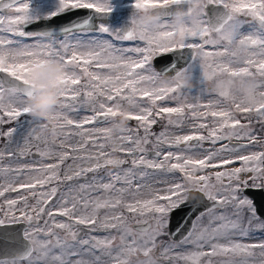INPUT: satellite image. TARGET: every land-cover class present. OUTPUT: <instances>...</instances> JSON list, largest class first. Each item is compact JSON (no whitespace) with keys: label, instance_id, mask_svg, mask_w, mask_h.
Returning a JSON list of instances; mask_svg holds the SVG:
<instances>
[{"label":"snow or ice","instance_id":"obj_1","mask_svg":"<svg viewBox=\"0 0 264 264\" xmlns=\"http://www.w3.org/2000/svg\"><path fill=\"white\" fill-rule=\"evenodd\" d=\"M2 7L16 13L0 17V24L7 19L10 25L2 31L24 40L0 37V123L26 117L23 123L31 126L26 144L46 140L41 123L29 114L27 100L34 94L33 69L55 62L63 66L64 76L52 114L60 129L54 137L64 136L61 147L73 134L80 140L67 144L70 151L55 154L37 146L38 154L51 163L5 169L14 178L0 188V197L27 191L6 198L9 208L0 228L15 235L8 237L12 247L0 254V264H264V242H247L264 235V150H252L253 145L264 148V138L253 126L255 122L264 130V0H134L133 10L158 9V21L151 29L129 23L121 30H112L101 19L111 13V0H56L51 9L43 0H28ZM178 11L184 13L182 21L173 20ZM206 45L213 50L206 51ZM185 49L191 50V63L165 61L155 67L167 54ZM197 68L203 73L201 83L222 77L214 88L221 99L179 107L157 103L186 99L179 86L170 92L159 89L160 77L194 82ZM144 82L150 86L141 87ZM83 105L92 115L73 118L70 113ZM120 107L128 109V121H137L144 135L133 134L127 125L115 149L107 130ZM185 108L207 110L192 112L194 117L213 118L199 124L207 135L170 137L161 132L154 142L149 140L155 116L167 114L169 124L179 123L171 118L183 116ZM237 114H247L244 122ZM87 124L97 126L85 128ZM17 131L12 128L3 135L11 138ZM89 141L95 154L85 151ZM205 142L210 146L205 148ZM114 152L124 154L118 167ZM5 155L15 153L0 152V157ZM129 156L132 167L125 169ZM69 158L73 163L65 165ZM141 167L156 171L137 172ZM102 168L117 171H107L106 182L93 175L60 191L61 184ZM172 173L181 175L168 176ZM149 175L165 184L144 198ZM137 177L140 182L134 184ZM97 191L100 194L93 195ZM29 196L35 204L28 203ZM18 201L23 202L16 209L19 216L9 215ZM177 211L184 215L174 225ZM44 216L49 219L41 227L36 222ZM25 221L27 227L11 228ZM73 225L87 231L81 236ZM101 231L107 234L89 236Z\"/></svg>","mask_w":264,"mask_h":264},{"label":"rangeland","instance_id":"obj_2","mask_svg":"<svg viewBox=\"0 0 264 264\" xmlns=\"http://www.w3.org/2000/svg\"><path fill=\"white\" fill-rule=\"evenodd\" d=\"M22 2H28V0H23L18 2L17 4L14 5L15 6H19L20 3ZM35 2V0H34ZM44 5L51 9L55 6L56 0H43ZM134 3V0H111V7H112V11H120L122 12V20L119 21L116 24L113 25H106L108 27H110L112 30H121L122 27V21L129 23L130 21V16L133 13V8H132V4ZM16 15L14 8L13 9H4V10H0V17H14ZM9 23L8 20L5 19L3 24H0V37H10L16 40H24V38H19V36L14 35L13 33L7 32V31H2L3 29H7L9 27ZM243 30H247V27ZM104 39H110L108 37H103ZM70 42H71V38H69ZM124 43H130V42H124ZM206 51H212V46L211 45H206L205 46ZM209 62H211V59L209 60ZM97 71H106V70H102V69H94ZM195 74L198 76V79L195 80L194 82H192L189 79H184V80H178V81H173L172 79H166L164 77H160L156 84L157 87L161 90L164 91H172L174 87L179 86L180 88H182V93H184L186 95V99L184 98V96H181L175 100H164V101H157L158 104L163 105V106H172V107H179L182 106L184 104H207L209 102H216L219 99H221L218 94L214 91L216 82L218 81V79H221L222 77L216 76L213 77L211 80H205L203 83H201V79L203 76L202 71H199V69L197 68L195 70ZM167 81L168 84L167 86H165L164 82ZM181 81H186L187 84L189 86L187 87H181L180 86V82ZM150 85L146 82L141 84V87H149ZM193 90V91H190ZM175 95V94H172ZM79 110L77 112H72L70 113V115L73 118L76 119H83L86 116H90L92 115V112L90 111V108L87 105H83V106H78ZM121 108V107H120ZM120 108H117L116 110L120 113L119 116L115 117L113 123L109 126L107 132L108 135L110 136L111 140H110V146L112 148L118 149L120 146V141L118 139V137L120 136L121 132H123L124 128H121L119 126V117L121 116V112L119 111ZM193 111H207L204 108H197V109H188L185 108L184 111V115L177 118L175 116H173L171 119L173 121H176L177 119L179 120V123H172L169 124L168 122V117L167 114H161L160 116H155L154 118L156 119V123L154 125L151 126L150 128V132L153 133L154 135H151L149 137V140L154 142L155 141V136L159 135L161 132H166L170 137H174L177 134H191V133H195V132H199L202 133L204 135H207V131L205 129H200L199 128V124L203 123L205 121H212L213 118L209 115L207 117H200V116H196L194 117L192 115ZM125 119L128 120L129 117V112L124 113L123 114ZM241 117L242 122H244L243 117L246 116L247 114H237ZM4 120H7V117L3 118ZM26 117H20L19 121H11V122H7V123H0V152H8L11 151L13 153H15V155L9 157L7 155L0 157V188L6 186L7 182L14 178V173H12L11 171L9 172H5L6 168L12 167H18L22 164H32L34 162H44V163H51L53 162L52 159H47V158H42L38 152H37V146H39V148L43 151H47V152H52L53 154L58 153L60 151H70V149L67 148V144L69 143H76L77 141L80 140V137L75 136L74 134L71 136V139L65 142V146L61 147V141H63L65 138L64 136H51L48 134H43L41 133L42 136L46 137V140L43 141H37L35 139L32 140L31 144H26L25 141V134L26 132L29 130V128L31 126L24 124L23 122L25 121ZM30 119V117L28 118ZM34 126V125H33ZM97 125H92V124H87L84 127L85 128H91ZM100 126H104V125H100ZM128 126L132 129L133 134L139 135V136H143L144 135V130L143 128H140L138 125L137 121H129L128 122ZM254 128L256 129V132L258 133V135L262 138H264V130H261L260 125L256 124L254 122L253 124ZM12 128H17L18 131L16 134H14L11 138H8L6 135H3L4 133H7L10 129ZM60 129H57V132H59ZM65 131L67 132L68 129H65ZM102 140V138H100V140L97 141V143H99ZM236 141V140H233ZM227 142V141H226ZM239 142V141H237ZM192 143V142H190ZM261 144H264V140L261 141ZM125 146H128L127 144ZM205 148L209 147L210 145L205 142L204 144ZM166 147V146H165ZM146 148L148 149L149 155L151 154L152 150H153V143H149L148 145H146ZM180 148H184V145L181 144ZM27 149L24 151V154L21 155V151ZM175 150V149H173ZM252 150H256V151H260V150H264V148H262L260 145H253L252 146ZM85 151L91 152L92 154L96 153V148L93 146L92 142L89 141L88 145H87V149ZM83 154V152L81 153ZM117 153H113V156L116 155ZM119 155H124V154H119ZM126 159L128 160V163H126L125 165H123L122 167L127 169L132 167L131 165V159L132 157H126ZM73 161L71 158H69L68 160L65 161V165L68 164H72ZM65 165H61V176H63V172L65 170ZM231 167V166H229ZM147 171L148 173H155L156 170L153 169H143L141 168H137L136 171ZM107 171H117V169H100L97 173L93 174V173H87L86 176L80 178L79 180L74 179L72 181H68L65 182L63 184L60 185V191L61 192H66L67 189L69 188V186L75 187L80 183H85L91 180L93 175H97V176H101L104 177V181L106 182L108 177L106 175ZM209 171H214V170H209ZM161 176L163 174H160ZM181 174L180 173H172V174H168V176L170 177H176L178 178ZM140 182V178L137 177L134 180V184L135 183H139ZM145 182H146V187L142 193L144 198H147V196L149 195V193L152 191L153 188H161L164 186L165 181L164 179H160L158 176H154V175H149L147 178H145ZM119 186V185H118ZM26 189H20L17 192H6L5 196L0 197V218H4V213L8 212V204L6 203V198L7 199H14L17 198L22 192H26ZM100 194L99 191H97L96 193H93V195H98ZM23 202L22 201H18V204L13 206V212L9 213V215L15 214L17 216H19V213L16 211L17 208H19L21 206ZM29 204H35V199L31 196H29V200H28ZM49 218L47 216H44L42 219H40L39 221H37L36 223H38L41 227H44V220H48ZM58 221H65L66 218L65 217H59L57 216L55 218ZM24 223H26L28 225V222L25 221ZM48 226H51V224H49ZM75 228L80 230V235L83 236L85 234V232L87 231V229L85 228V226H76L73 225ZM57 231H60L57 229ZM107 233L101 231V232H95V233H89V236L91 235H96V236H104ZM247 242H252V243H259V242H264V235H255L253 237L247 238ZM116 243H119V241L117 240ZM163 264H168L167 261H164ZM176 264H184L183 261H177Z\"/></svg>","mask_w":264,"mask_h":264},{"label":"clouds","instance_id":"obj_3","mask_svg":"<svg viewBox=\"0 0 264 264\" xmlns=\"http://www.w3.org/2000/svg\"><path fill=\"white\" fill-rule=\"evenodd\" d=\"M130 21L134 27H140L145 29H151L157 23L159 17V10L147 8L143 10H134ZM184 13L178 11L173 20H183ZM64 76V68L59 63H49L36 67L32 71L31 85L33 88V95L27 100V107L29 109L30 116L40 122L42 125V133L48 134L54 137V134L58 129V122L52 119V114L56 110L60 100L58 93L62 88L61 81ZM167 86L168 82H164ZM181 87L189 86L186 81L180 82ZM121 116L119 117V126L125 128L128 125V120L125 119L124 113L128 112L126 107L119 109ZM114 166L118 167L120 163V157L118 154L112 157Z\"/></svg>","mask_w":264,"mask_h":264},{"label":"water","instance_id":"obj_4","mask_svg":"<svg viewBox=\"0 0 264 264\" xmlns=\"http://www.w3.org/2000/svg\"><path fill=\"white\" fill-rule=\"evenodd\" d=\"M23 1V0H0V10H4L5 8L2 7L3 4H8L11 3L13 5L17 4L18 2ZM122 18V12H117V11H111L110 14H108L105 17H102L101 19L103 20L105 25H113L118 23ZM67 19V18H65ZM58 23V21L56 22ZM129 23L122 22V27L121 29H124ZM22 38V37H20ZM191 50L185 49L183 52H177V53H170L167 54V56L164 58L163 61H158L154 62L155 67L159 69L165 61L175 63L179 61V65H184L185 62L191 63ZM2 75V74H0ZM166 79H170L168 77H164ZM193 143V142H192ZM233 144L239 143L237 141H232ZM259 195V194H256ZM184 215L183 211H177L175 215V219L173 224L175 225V222L179 220L180 217ZM28 225L26 223L23 224H16L12 225L11 228H24L27 227ZM15 235V233L11 232L8 229L5 228H0V254L4 253L5 251L9 250L12 245L10 240L8 239L9 236Z\"/></svg>","mask_w":264,"mask_h":264},{"label":"flooded vegetation","instance_id":"obj_5","mask_svg":"<svg viewBox=\"0 0 264 264\" xmlns=\"http://www.w3.org/2000/svg\"><path fill=\"white\" fill-rule=\"evenodd\" d=\"M121 20H122V18H121Z\"/></svg>","mask_w":264,"mask_h":264}]
</instances>
